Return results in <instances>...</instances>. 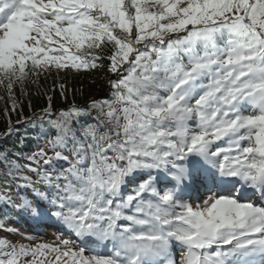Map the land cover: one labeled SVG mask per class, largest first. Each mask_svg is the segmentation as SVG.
I'll list each match as a JSON object with an SVG mask.
<instances>
[{
    "label": "snow or ice",
    "instance_id": "1",
    "mask_svg": "<svg viewBox=\"0 0 264 264\" xmlns=\"http://www.w3.org/2000/svg\"><path fill=\"white\" fill-rule=\"evenodd\" d=\"M106 50L112 100L49 120L52 155L0 151V204L60 229L0 264H264V0H0L9 94Z\"/></svg>",
    "mask_w": 264,
    "mask_h": 264
},
{
    "label": "trees",
    "instance_id": "2",
    "mask_svg": "<svg viewBox=\"0 0 264 264\" xmlns=\"http://www.w3.org/2000/svg\"><path fill=\"white\" fill-rule=\"evenodd\" d=\"M110 54L106 50L103 53L105 58L97 62L102 67L59 72L54 69L39 77H32L25 83L23 90L20 85H16L11 94L0 86V151L10 150L16 156L26 157L45 147L49 155H52L47 142L56 135V130L48 121L56 120L61 110H67L73 105L90 107L93 101L110 96L112 91L109 81L116 78L115 74L108 71L107 57ZM49 106L52 108V115L43 121L38 119L43 114L42 110ZM84 122L87 121L80 120L72 127L79 130V124ZM9 128L12 130L11 134H7ZM9 159L15 157L10 155ZM19 162L25 164L27 160L21 159ZM8 171L5 163L0 162V193L11 195L15 203H20L19 196L25 194L24 190L16 188V182L7 175ZM24 174L35 179V175L27 169H24ZM27 195L35 199L31 190H28ZM5 209V214H10L6 216L7 220L11 215H16L10 207L5 206Z\"/></svg>",
    "mask_w": 264,
    "mask_h": 264
},
{
    "label": "rangeland",
    "instance_id": "3",
    "mask_svg": "<svg viewBox=\"0 0 264 264\" xmlns=\"http://www.w3.org/2000/svg\"><path fill=\"white\" fill-rule=\"evenodd\" d=\"M112 99H113V96L111 92L110 96L107 99H100L97 102L102 103L104 101H109ZM95 116H96V111L91 110V115L87 117V120H86L87 123H94ZM84 123H80L79 125L84 124ZM44 149L47 152L45 147ZM109 154L111 155V153ZM41 190L43 191L45 189L41 188ZM0 194H3V193H0ZM204 195H207V193H205ZM255 198L256 197H253V199ZM5 206L9 207L8 205L0 204V221L3 222L4 227H5V230H0V237H7L9 240L15 243H18V244L23 243V244H29V245H35L41 242L43 243H55L56 242V236L60 233V229L57 226L52 225V223L49 221L37 222V221L31 220L26 215H22L20 213H16L15 216L11 215L9 219L7 220L6 219L7 217L5 215V212L7 211V209H5ZM8 228L17 229L20 235H15V234L8 232L7 231ZM28 237H31V239H29ZM101 252L102 254H107L106 249L101 248ZM42 259L47 261L49 259H53V257L47 256V257H43Z\"/></svg>",
    "mask_w": 264,
    "mask_h": 264
}]
</instances>
